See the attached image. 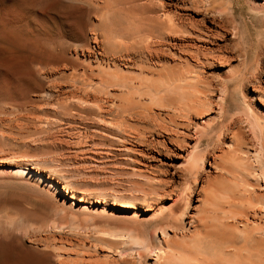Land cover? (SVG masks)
Wrapping results in <instances>:
<instances>
[{"label":"rangeland","instance_id":"rangeland-1","mask_svg":"<svg viewBox=\"0 0 264 264\" xmlns=\"http://www.w3.org/2000/svg\"><path fill=\"white\" fill-rule=\"evenodd\" d=\"M263 112L264 0H0V264H264Z\"/></svg>","mask_w":264,"mask_h":264},{"label":"bare ground","instance_id":"bare-ground-1","mask_svg":"<svg viewBox=\"0 0 264 264\" xmlns=\"http://www.w3.org/2000/svg\"><path fill=\"white\" fill-rule=\"evenodd\" d=\"M101 7H102V6H101ZM161 23H162V22H161ZM167 23H168V22H167ZM170 24H171V23H170ZM170 24H169V26H170ZM175 24H176V23H175ZM172 25H173V24H172ZM176 26H177V25H176ZM176 26H175V25L172 26L173 29H174V27H176ZM162 27H163V26H162ZM177 27H178V26H177ZM164 28H166V27H164ZM168 28H169V27H168ZM175 30H177V28H176ZM179 31H180V29H179ZM174 32H175V31H174ZM162 33H163V32H162ZM168 34H169V32H168ZM115 79H116V78H115ZM159 81H161V80H159ZM159 81H158V82H159ZM162 81H163V80H162ZM154 83H155V82H154ZM164 83L166 84V82H164ZM164 83H162V84H164ZM165 84H164V85H165ZM155 86H156V85H155ZM165 86H166V85H165ZM160 87H161V85H160ZM162 87H163V86H162ZM134 105H135V104H134ZM145 106H146V105H145ZM126 109H127V108H126ZM263 113H264V112H263ZM261 116H262V115H261ZM261 118H262V117H261ZM263 118H264V116H263ZM263 118H262V119H263ZM143 120H144V119H143ZM256 122H257V120H256ZM258 122H259V121H258ZM261 127H263V129H264V126H261ZM261 129H262V128H261ZM263 129L261 130L262 133L264 132ZM21 171H22L23 173H25V174H28V171H27L26 169H21ZM177 222H178V221H177ZM174 228H175V227H174ZM252 235H253V234H252ZM170 239H171V238H169V240H168V239L165 240V241H167V242L169 241V243H170V242L172 243V244H171L172 246H170V250H171V251H169V249H168V255H165V258H164V259H165V260L167 259V261H165V262H167V263H165V264H172L171 261L169 262V260H171V259H173V258H174L175 260H176V258H180V259H177L175 262H173L174 259L172 260L173 264H175L176 262H179V261L182 259L181 257H183V259H182V261L179 262V264H185V263L187 264V262H190V263H188V264H196V262H194V261H196V260H194V259L191 260V258H193L192 253L194 252V250H193L192 248H193L194 246H196V245L193 244L194 246L191 247L190 244H188V246H186L187 244H184V243H183V245H185V246H183V245H181L182 243H180V241L178 242V240H176V241H177V242H176L177 244L180 243V245H177V244H173V241L170 240ZM173 240H175V239H173ZM195 241H196V240H195ZM198 241H199V240H198ZM167 242H165V243L167 244ZM184 242H185V241H184ZM174 243H175V241H174ZM198 243H200V242H198ZM161 244H162V243H161ZM169 245H170V244H167L168 248H169ZM173 245H174V246H173ZM189 245H190V246H189ZM154 246H155V245H154ZM176 246H177V247H176ZM180 246H181V248H183V249H181ZM145 247H146V246H145ZM162 247H163V244H162ZM162 247H160V249H159L160 251H161V248H162ZM174 247H175V249H176V248H180V249H179V250H178V249L175 250V249H173ZM185 247H186V248H185ZM263 247H264V246H263ZM155 248H156V247H155ZM155 248H154V249H155ZM187 248H188V249H187ZM190 248H191V250H190V252H189V249H190ZM195 248H196V247H195ZM205 249H206V248H205ZM123 250H124V249H123ZM123 250H122V251H123ZM162 250H164V248H163ZM182 250H184L185 252L187 251V252L185 253L186 255L184 254L185 256H184L183 254H182V256H180L181 253H184V251L182 252ZM192 250H193V252H192ZM196 250H197V248H196ZM120 251H121V250H120ZM157 251H158V250H157ZM173 251H174L175 254L173 253ZM177 251H179V252H178L179 254H176ZM256 251H259V250H255V253H254V251H252V252L254 253V257H255ZM188 252H189L190 255L192 256L191 258H190V256H189V253H188ZM259 252H260V251H259ZM123 253H124V252H123ZM155 253H156V252H155ZM158 253H159V251H158ZM158 253H157V254H158ZM198 253H199V251H198ZM237 253H238V252H237ZM239 253H242V251L239 252ZM253 253H251V256H252ZM260 253H261V252H260ZM260 253H259V254H260ZM263 253H264V252H263ZM169 254L171 255V257H169ZM173 254H174L175 257L173 256V258H172V255H173ZM194 254H196V251H195ZM219 254H220V253H219ZM249 254H250V253H249ZM259 254H256V256L259 257ZM143 255H144V254H143ZM139 256H142V255H139ZM167 256H168L170 259H169ZM176 256H177V257H176ZM179 256H180V257H179ZM187 256H188V257H187ZM262 256H263V254H262L260 257H262ZM161 257H162V255H161ZM185 257L190 258V259H186V261H185ZM194 257H195V256H194ZM243 257H244V256H242L241 258H243ZM245 257H246V255H245ZM258 257H257V259H258ZM195 258H196V257H195ZM198 258H199V257H197L196 259L198 260ZM248 258H249V257H247V260L250 261V260L253 258V256L250 257L251 259H250V258L248 259ZM141 259H142V258H141ZM206 259H207V258H206ZM215 259H216V258H215ZM187 260H188V261H187ZM203 260L206 261L205 259H203ZM209 260H210V259H209ZM218 260H219V259H218ZM228 260H229V259H228ZM232 260H233V259H232ZM241 260H242V259H241ZM253 260H254V259H253ZM130 261H131V260H130ZM184 261H185V263H184ZM220 261H221V259H220L217 263L220 264V263H221ZM243 261H245L244 258H243V260H242V264H243ZM257 261H258V260H257ZM257 261H256V262H257ZM261 261H262V258H261V260H260V262H259L260 264L262 263ZM182 262H183V263H182ZM210 262H211V261H210ZM215 262H216V261H214V262L212 261V263L216 264ZM251 262H252V261H250V262H248V263L251 264ZM254 262H255V261H253L252 264H256V263H254ZM197 263H198V262H197ZM212 263H210V264H212ZM248 263H247V264H248ZM198 264H199V263H198ZM222 264H223V263H222ZM233 264H235V263H233ZM239 264H241V263L239 262ZM245 264H246V262H245ZM257 264H258V263H257ZM262 264H263V263H262Z\"/></svg>","mask_w":264,"mask_h":264}]
</instances>
